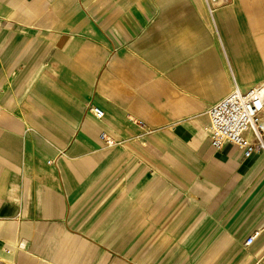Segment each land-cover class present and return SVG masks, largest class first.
Returning <instances> with one entry per match:
<instances>
[{"label":"crops","instance_id":"obj_1","mask_svg":"<svg viewBox=\"0 0 264 264\" xmlns=\"http://www.w3.org/2000/svg\"><path fill=\"white\" fill-rule=\"evenodd\" d=\"M259 85L264 0H0V261L264 264V153L206 131Z\"/></svg>","mask_w":264,"mask_h":264},{"label":"built area","instance_id":"obj_2","mask_svg":"<svg viewBox=\"0 0 264 264\" xmlns=\"http://www.w3.org/2000/svg\"><path fill=\"white\" fill-rule=\"evenodd\" d=\"M209 13L230 3L231 0H204ZM264 85L242 91L237 86L225 99L212 106L208 111L209 125L206 128L213 146L220 150L225 145L237 146L244 151L245 157L264 153ZM95 116L101 119L103 114L92 109ZM102 138L105 139L104 135ZM107 144L111 143L107 141ZM259 233L250 236L245 245L251 246Z\"/></svg>","mask_w":264,"mask_h":264},{"label":"rangeland","instance_id":"obj_3","mask_svg":"<svg viewBox=\"0 0 264 264\" xmlns=\"http://www.w3.org/2000/svg\"><path fill=\"white\" fill-rule=\"evenodd\" d=\"M0 264H8V263H6V262H3V261H0Z\"/></svg>","mask_w":264,"mask_h":264}]
</instances>
